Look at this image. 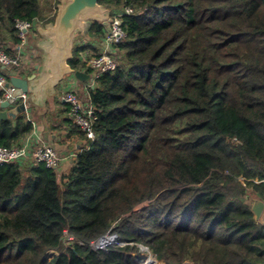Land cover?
<instances>
[{
	"label": "trees",
	"instance_id": "16d2710c",
	"mask_svg": "<svg viewBox=\"0 0 264 264\" xmlns=\"http://www.w3.org/2000/svg\"><path fill=\"white\" fill-rule=\"evenodd\" d=\"M57 4L0 0V46L20 45L17 19L54 22ZM100 4L136 11L117 69L89 91L96 139L70 118L84 144L63 178L0 166V264H137L141 246L162 264H264L248 203L264 202V0ZM104 32L93 23L89 37ZM32 131L24 114L0 120V146ZM107 234L127 245L91 247Z\"/></svg>",
	"mask_w": 264,
	"mask_h": 264
},
{
	"label": "built area",
	"instance_id": "2783aa9c",
	"mask_svg": "<svg viewBox=\"0 0 264 264\" xmlns=\"http://www.w3.org/2000/svg\"><path fill=\"white\" fill-rule=\"evenodd\" d=\"M135 9L130 6H125L111 11V22L105 27L103 41V50L95 56H89L86 53H80L79 59L85 65L86 69L91 72V80L93 84H97L100 78L107 74L114 72L118 66L117 49L127 39V32L124 27V18L133 15ZM42 22L39 20L29 21L17 19L15 21V29L17 36L21 41L19 49L22 50L28 44L32 31ZM20 53L15 55L9 54L7 49L0 46V67L4 70L0 71V108L1 105L7 102L10 108L18 107L24 104L27 108L26 102L28 101V93H23L20 96H14L15 88L10 84L12 77H18L21 73L20 69L23 68V62ZM62 102L70 107V117L73 119L75 125L79 130L84 133L89 142H94L96 139L95 122L97 117L95 109L91 102L87 103L79 96L76 91L66 92L62 98ZM79 154L73 158L77 159ZM63 158L52 147L47 145L33 146L29 141L22 142L18 146L3 147L0 146V166L10 163H33L35 165L43 164L49 169L59 172ZM75 165V163H74ZM242 181H244L242 179ZM67 241H74V237L67 234ZM103 236L95 241L91 247L95 250L107 249L112 245L121 247L126 246L125 242L120 241L115 235L112 237ZM105 238L111 239L110 244H101ZM115 241V242H114ZM143 248V247H141ZM145 250V249H144Z\"/></svg>",
	"mask_w": 264,
	"mask_h": 264
},
{
	"label": "crops",
	"instance_id": "0c3cea01",
	"mask_svg": "<svg viewBox=\"0 0 264 264\" xmlns=\"http://www.w3.org/2000/svg\"><path fill=\"white\" fill-rule=\"evenodd\" d=\"M47 24L42 23L32 31L27 46L22 50L19 49V46L11 47L10 44L7 45L6 49H11L13 55L21 51L20 57L25 73H20L18 77L31 79L39 76L46 57V52L41 45L48 42L39 32V28H44ZM103 36L104 34L102 37H89V31L86 34L80 33L77 35L74 47L79 46L82 49L80 53H86L89 56L98 55L103 50ZM3 70L0 67V71ZM75 71H81L91 77V72L86 67H81ZM95 86L91 79L88 82H82L72 74L66 76L55 87V95L48 97L43 104H40L41 101H39L40 103L38 101V103L32 102V94L28 93L30 106H27L26 112L21 114H24L27 121L33 125V131L23 142L29 141L33 146L47 145L54 148L63 158L59 170L61 178L67 175L74 166L75 159L73 157L81 152L84 144L81 133L75 129L70 119L68 107L62 102L61 98L68 91H76L85 102L89 103V91L94 89ZM58 97L60 98L59 101L57 100ZM1 111L3 109L0 108ZM254 200V198H251L248 202L251 208L254 207ZM261 220L264 222V210L258 222ZM261 246L264 248V243Z\"/></svg>",
	"mask_w": 264,
	"mask_h": 264
},
{
	"label": "water",
	"instance_id": "95a60500",
	"mask_svg": "<svg viewBox=\"0 0 264 264\" xmlns=\"http://www.w3.org/2000/svg\"><path fill=\"white\" fill-rule=\"evenodd\" d=\"M110 14L111 11L100 4V0H58L55 21L39 28L41 35L48 40L41 45L46 52L44 66L38 77H12L10 84L15 88L14 96L31 93L32 102L41 101L39 103L43 104L48 97L55 95V87L68 75L73 74L82 82L90 81L89 75L75 71L69 64L73 59L75 41L77 35L86 34L93 23L107 26L112 20ZM26 105L30 106V102L27 101ZM1 109L3 111L0 112V120H8L25 113L27 108L24 104L10 108L5 102ZM252 210L256 220H259L264 210V202L254 200ZM145 251L150 250L145 248Z\"/></svg>",
	"mask_w": 264,
	"mask_h": 264
},
{
	"label": "rangeland",
	"instance_id": "374dc122",
	"mask_svg": "<svg viewBox=\"0 0 264 264\" xmlns=\"http://www.w3.org/2000/svg\"><path fill=\"white\" fill-rule=\"evenodd\" d=\"M54 3H55V5H56V1H55ZM57 5H58V4H57ZM20 72H21V73H25V69H24V67L20 69ZM58 96H60V95H58ZM59 99H60V98L58 97L57 100L59 101ZM146 206H147V203L141 205V207H146ZM106 236H107V235H106ZM108 237L110 238V237H112V236H111V235H108ZM104 241H105V242H104ZM102 242H103V244H110V243L112 242V240H111V239H108V238H105L104 240H102ZM102 242H101V244H102ZM114 242H115V241H114ZM94 243H95V242L91 243V245L94 244ZM141 247H143V248H141V253L138 255V257H139L140 259L137 260V264H143V263H145V262L147 261V259L149 258V255H150V254H153L151 251H149V252L145 251L144 249H145L146 247H144V246H141ZM54 255H55V251H51V252L48 253V257H49L50 259H51ZM146 255H147V256H146ZM153 255H154V254H153ZM154 256H155V262H154V264H156V261H157L158 264H162V263L158 262L156 255H154Z\"/></svg>",
	"mask_w": 264,
	"mask_h": 264
},
{
	"label": "bare ground",
	"instance_id": "6f19581e",
	"mask_svg": "<svg viewBox=\"0 0 264 264\" xmlns=\"http://www.w3.org/2000/svg\"><path fill=\"white\" fill-rule=\"evenodd\" d=\"M105 242V241H104ZM103 243V242H102ZM149 252V251H148ZM155 262V256L153 254L149 255V258L147 259V261L143 264H154Z\"/></svg>",
	"mask_w": 264,
	"mask_h": 264
}]
</instances>
